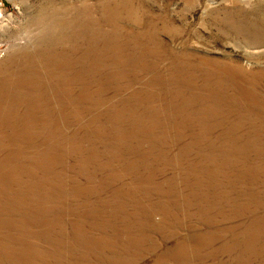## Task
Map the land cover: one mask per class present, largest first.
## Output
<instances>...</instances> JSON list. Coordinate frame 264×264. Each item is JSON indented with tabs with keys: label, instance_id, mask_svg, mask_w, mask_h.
<instances>
[{
	"label": "rangeland",
	"instance_id": "obj_1",
	"mask_svg": "<svg viewBox=\"0 0 264 264\" xmlns=\"http://www.w3.org/2000/svg\"><path fill=\"white\" fill-rule=\"evenodd\" d=\"M0 264H264V0H0Z\"/></svg>",
	"mask_w": 264,
	"mask_h": 264
}]
</instances>
